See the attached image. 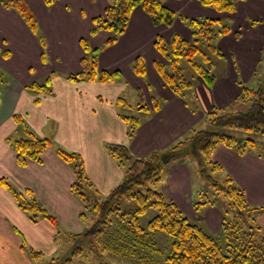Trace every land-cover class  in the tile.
Masks as SVG:
<instances>
[{"label":"crops","instance_id":"obj_1","mask_svg":"<svg viewBox=\"0 0 264 264\" xmlns=\"http://www.w3.org/2000/svg\"><path fill=\"white\" fill-rule=\"evenodd\" d=\"M24 1L35 17L36 34L15 10L0 5V70L6 77L5 84L0 85V178L19 192L31 193L64 232L59 234L57 228L43 219L32 223L11 193L0 186V264H38L44 256H60L64 249L59 248L57 236L73 239L72 235L85 229L79 218L82 203L71 192L75 175L72 167L57 155L58 148L81 158L85 177L103 200L121 183L124 172L109 155L108 145H124L136 158L152 152L165 153L197 131L196 124L206 114L241 100L240 83L256 88L264 81V0H236L230 14L204 6L198 0L164 1L167 8L182 18L224 22L228 19L230 25L227 35L214 40L221 53V57L212 56L214 83L207 86L192 72L189 80L193 86L183 97L171 92L154 67V62L160 59L154 48L157 36L169 42L176 33L192 40L191 30L181 18H176L171 27L154 26L150 17L136 7L125 32L114 44L105 46L110 32L90 33L93 19L103 15L111 0H55L51 6H46L43 0ZM40 34L44 35L45 45ZM82 38L87 40L90 51L99 49V71L118 70L120 78L107 83L68 79L81 71ZM137 57L144 62V78L131 69ZM48 78L51 83L48 92L31 95L26 91L27 86L42 84ZM128 88L131 95L142 94L148 109L138 111L137 99H124L131 106V114L134 112L140 119L131 138L127 137L129 127L121 116L134 115H126L117 103ZM152 98L159 100L156 110ZM13 115L20 116L35 136L51 141V147L43 152L39 162L30 160L24 167L17 164L9 139L24 137L25 133ZM211 158L225 177L242 189L246 204L251 208L264 207L263 157L255 151L239 154L217 145ZM196 167L190 157L169 163L157 189L196 225L204 226L207 233L219 232L223 222L220 209L205 205L196 212L193 207L198 193L193 182ZM256 220L264 231V210ZM23 242L25 249L21 248ZM30 252L40 253L41 257L33 260Z\"/></svg>","mask_w":264,"mask_h":264},{"label":"trees","instance_id":"obj_2","mask_svg":"<svg viewBox=\"0 0 264 264\" xmlns=\"http://www.w3.org/2000/svg\"><path fill=\"white\" fill-rule=\"evenodd\" d=\"M165 0H111L102 16L93 19L91 35L99 31H108L111 36L105 46L114 44L125 32L130 15L136 7H140L151 19L154 26L171 27L176 18H181L192 33V40L187 41L174 33L169 42L157 36L154 48L160 59L154 62V67L171 92L183 97L191 89L193 83L185 76V63L188 68L207 86L214 83L212 74L214 63L212 56L221 57L214 40L227 35L230 31L228 19L224 21L213 18L185 19L167 8ZM202 5L222 13H232L236 0H198ZM46 6H51L55 0H43ZM5 9L15 10L36 34L35 17L24 0H0ZM42 45H44L41 40ZM84 55L80 60L81 71L68 77L77 82L80 80L97 81L100 83L114 82L121 77V72L99 71L97 53L99 49L90 51L86 39L79 41ZM131 69L135 75L145 77V65L141 58L133 60ZM50 78L42 84L33 83L26 87L31 95L48 92ZM241 100L249 104L244 112L235 111L218 114L217 110L207 114L208 130L192 131L191 135L169 148L165 153L152 152L149 156L136 158L130 155L124 145H108L109 155L124 168L121 183L110 194L101 199L97 191L91 190V183L85 177L81 158L72 152L58 148L57 155L74 172L75 180L71 192L82 203L79 218L92 219V226L81 233L74 234L72 250L67 256L53 257L43 264H73V258L92 254L98 258L92 264H113L105 258L104 252L124 259L130 257L133 264H264V231L251 219V213L263 208H249L243 191L226 180V187L213 182L216 192L222 193L237 214L230 220L223 218L221 236L207 233L196 224L189 223L182 212L171 201L157 190L163 170L167 164L193 157L199 163L203 158L211 170L221 167L210 160L217 145L233 149L239 154L255 151V141L248 138H237L220 132L216 128H231L247 132L264 134V81L256 88L241 84ZM137 110L148 111L143 103V97L138 92ZM35 102L37 100L35 99ZM117 103L124 109L131 106L123 98ZM153 109L159 108V100L152 98ZM128 125L127 137L131 138L140 125V119L133 116H121ZM16 124L21 125L25 136L9 139L11 148L16 154V162L20 167L26 166L30 160L39 162L43 152L51 147L47 138L35 136L24 124L22 118L13 115ZM264 158V147L255 151ZM0 186L7 189L13 196L17 206L27 215L32 223L43 219L57 228L58 222L48 210L37 201L31 193L19 192L5 179L0 178ZM93 192V196L90 192ZM208 201L197 203V208L207 205ZM210 203V202H209ZM157 211L145 225L141 224L149 210ZM89 216L91 218H89ZM252 221V222H251ZM164 239V242L162 239ZM159 239L162 241L160 243ZM25 249V244L21 245ZM100 248V249H98ZM33 260L41 257L40 253L30 252Z\"/></svg>","mask_w":264,"mask_h":264},{"label":"rangeland","instance_id":"obj_3","mask_svg":"<svg viewBox=\"0 0 264 264\" xmlns=\"http://www.w3.org/2000/svg\"><path fill=\"white\" fill-rule=\"evenodd\" d=\"M39 36L41 37V40L43 41V43L45 45L44 35L42 36V34H40ZM183 64L185 66V76L189 79L190 74L192 73V70L190 68H188V66L185 63H183ZM4 81L6 82L5 74H3L2 70H0V85H2V84L4 85L5 84ZM38 83H40V82H38ZM130 93H131V91L128 88L124 94L125 96L123 97V99H125L127 101H131V100H133V97H134V100L135 99L138 100V92H136L135 94L132 93V95ZM248 106H249V104L247 102L239 100L235 105H230L229 107L222 109V110L218 109L217 113L221 115L224 113L235 112V111L244 112L248 109ZM130 108L129 109L123 108L122 111L124 113L126 112V115H134L133 117H136L134 112H133V114H131V112L129 111V110H131ZM132 109L136 110V108H134V107ZM195 129H197V130H199V129L200 130L210 129V127L208 125L207 114L203 117V119H201L196 124ZM216 130H218L219 132L221 130H223L222 132H225L228 135H233L234 137H237V138L252 139L253 141H255V147H256L255 151L260 147H264V134L247 132V131L238 130V129H231V128H216ZM190 158L195 162V164L197 166L196 167V174L195 173L193 174V182L195 184V192H196V190H198V193L194 196V198H195L194 201H192L194 209L196 210V212H199L204 207V205L199 206L197 208V203L205 200V201H208L207 205H212L213 207H217L218 209H220L221 212L223 213V218H225L226 220H230L231 217H233L234 215L237 214V210L232 208L230 206L227 198H225L222 193L216 192L213 185H212L213 182H216V183H219L220 185L226 187L227 177H225V174L222 173V169H219L217 171H213V170H211L210 166L206 165L203 158H201V163H199V161H197L193 157H190ZM210 160L212 161L211 156H210ZM166 167L167 166H165L163 173H164ZM163 173H162V176L164 175ZM231 184L236 186V187H239L235 184V182L233 180L231 181ZM91 190L96 191L97 188H95V186H92ZM92 191L90 192L91 196L94 195ZM99 197L101 198L103 196H101V194H100ZM247 206L249 208H251V206H249L248 204H247ZM179 210L181 211V209H179ZM181 212H182V215L188 220L189 223L196 224L190 216H187L185 214V212H183V211H181ZM259 212H261V210L254 211L253 213H251V219L253 220V222L255 221L257 223L256 217H257ZM156 213H157V211L154 209L149 210L148 213L143 218H141V224L145 225L149 219H151L152 217H154L156 215ZM89 218H91V217L89 216ZM92 223H93V220L88 219V218H86L85 220L82 221V224L84 225L85 229L90 228L92 226ZM202 227L204 229H206L204 226H202ZM57 230L60 232L59 234H62L64 232L63 228H61L59 224L57 226ZM211 233H212L211 235L215 236L216 238H219L221 236L220 235L221 229L219 230V232H211ZM63 236H65V237H63ZM160 239H162V238H160ZM160 239H159L160 243H162V241L164 242V239H162V241ZM56 242H59V248L64 249L62 252L63 253L62 255H65V256H67L69 254V252L72 250V247L74 246L72 237L71 238L66 237V235H62V236L58 235L56 238ZM98 249H100V248H98ZM57 255L58 254H55V256H53V257H56ZM89 255L90 256L83 255L80 257L73 258V264H92V263L97 262L98 258L96 256H93L92 254H89ZM102 255H104L105 258L113 264H133V262H134L130 259V257H127V259H124V258L119 257V256H113L107 252H104V254H102ZM50 259H51V257L44 256L43 258H41L38 261V264H43L44 262H46Z\"/></svg>","mask_w":264,"mask_h":264}]
</instances>
